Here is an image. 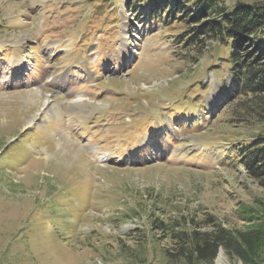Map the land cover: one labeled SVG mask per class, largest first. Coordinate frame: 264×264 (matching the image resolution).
I'll return each mask as SVG.
<instances>
[{"label": "rangeland", "instance_id": "374dc122", "mask_svg": "<svg viewBox=\"0 0 264 264\" xmlns=\"http://www.w3.org/2000/svg\"><path fill=\"white\" fill-rule=\"evenodd\" d=\"M126 1L0 0V264H184L152 208L225 227L264 209V187L206 148L216 127H178L214 113L234 131L228 45L185 46L183 23L133 18Z\"/></svg>", "mask_w": 264, "mask_h": 264}, {"label": "trees", "instance_id": "16d2710c", "mask_svg": "<svg viewBox=\"0 0 264 264\" xmlns=\"http://www.w3.org/2000/svg\"><path fill=\"white\" fill-rule=\"evenodd\" d=\"M125 5L136 19L161 21L167 26L183 23L186 29L176 39L185 46L201 51L210 40L228 45L231 83L227 85L222 104L230 105L233 113L232 121L228 118L221 124L234 127V131L217 127L214 113L211 119L198 117L190 127L188 123L178 127L191 130L202 124L205 127L202 133L216 127L217 132L205 141L206 148L213 147L219 155V164L228 161L230 165L243 167L264 187V2H239L231 8L220 0H135L134 3L127 0ZM204 110L201 108L202 113ZM239 125L248 130H238ZM179 136L178 132L165 134L167 141L193 142ZM196 137L201 139L199 135ZM160 148L161 154L168 157L166 143L160 144ZM153 209L150 214L153 231L173 241L171 249L163 250L172 262H211L219 248H223L243 264H264V209L261 207L243 206L246 216L242 227H225L213 214H204L198 219L195 213L188 215L179 211L176 216L161 218L156 214L163 212L164 207L157 212Z\"/></svg>", "mask_w": 264, "mask_h": 264}, {"label": "bare ground", "instance_id": "6f19581e", "mask_svg": "<svg viewBox=\"0 0 264 264\" xmlns=\"http://www.w3.org/2000/svg\"><path fill=\"white\" fill-rule=\"evenodd\" d=\"M224 257L222 251L217 254V264H223Z\"/></svg>", "mask_w": 264, "mask_h": 264}, {"label": "water", "instance_id": "95a60500", "mask_svg": "<svg viewBox=\"0 0 264 264\" xmlns=\"http://www.w3.org/2000/svg\"><path fill=\"white\" fill-rule=\"evenodd\" d=\"M231 83V79H230V77H229V83L228 84H230ZM224 94H225V90L224 91H222V96H224ZM218 102H219V100L217 99L214 103L216 104H218ZM222 250H221V248H219V250H218V252H217V254L219 253V252H221Z\"/></svg>", "mask_w": 264, "mask_h": 264}]
</instances>
